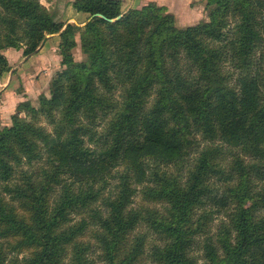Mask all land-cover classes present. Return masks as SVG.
<instances>
[{"label": "trees", "instance_id": "16d2710c", "mask_svg": "<svg viewBox=\"0 0 264 264\" xmlns=\"http://www.w3.org/2000/svg\"><path fill=\"white\" fill-rule=\"evenodd\" d=\"M73 7L84 26L0 0V78L5 50L48 33L64 66L0 126V264H264V0H206L209 20L184 27L156 2ZM209 202L228 217L215 238Z\"/></svg>", "mask_w": 264, "mask_h": 264}, {"label": "rangeland", "instance_id": "374dc122", "mask_svg": "<svg viewBox=\"0 0 264 264\" xmlns=\"http://www.w3.org/2000/svg\"><path fill=\"white\" fill-rule=\"evenodd\" d=\"M41 1L47 7L49 6V9H50L51 13L54 14V17H57V15H60L62 18H65V16L68 15L69 9L71 10V6H70L71 1L70 0H41ZM125 1L131 2L132 0H125ZM123 2H124V0H123ZM123 2H122V9L124 7ZM149 2L158 3L157 1H147L145 4H147ZM126 4H128V3H126ZM145 4H142L141 6H137V7H132L131 6V7L127 8L125 10V12L129 11L132 8H140V7H142ZM158 4L165 6L167 8L168 12L173 13L178 18H179V13H177L175 10L180 11V13L182 15H184V13H186V11L189 10L190 6L192 8H194V9L195 8H200V12L204 15L203 19L198 20V21L190 22L189 24H182V23H180L181 22L180 19H177L178 20V24L177 25L179 27H184V26H187V25L196 24V23H199L201 21H205L206 22V21L209 20L208 10H207V7H206V0H186L184 2H182L180 0L179 1L178 0H176V1L159 0ZM66 18H67V16H66ZM88 20H89V15L86 14V22L85 23H80L79 21H77V22L70 21L68 23L76 24V25H79V26H84L87 23ZM61 22H63V21H61ZM57 33H60V32H57ZM52 34H55V33H48L47 36H50ZM59 42H60V40H59ZM77 42H78V45L75 47V49H73L74 58H75L76 61H81V60H83L85 58V55L83 54V52L81 50V43H80L79 35L77 36ZM14 50L17 51L18 49L14 48ZM18 51H23V50L20 49ZM38 51H39V49H38ZM38 51L36 53H38ZM50 52H51V50H49L47 52H43V53H41L38 56H35L36 53L32 54L33 56L32 55L24 56V57H31L32 56L31 66H33V67H39V68H42L43 70H45V67L48 66V68H49L50 66H52V67H50L51 68L50 69V73H47L46 70L44 71V74H46V76L43 78V86H46V88H48V90L46 89L48 91V93L47 94L42 93L41 95H46V96L50 95V86H51L52 79L57 75V73L60 70H62L64 68V66L62 64V58L63 57H62V55L60 53L59 46H58V50L57 51H55L52 54ZM4 54L6 55V53H4ZM6 56L8 57V55H6ZM55 56L57 58H55ZM9 57H13V56L9 55ZM55 62H56V66H58V65L60 66L58 71H56V72H55V65H54ZM11 66H12V64H11ZM16 82L18 83V81H16ZM16 82H15V85H14L15 86V90L19 89L18 86H19V84H21L20 82L18 84ZM41 95L33 97L31 99H26V100H29L34 106L38 107L40 105L39 101H40ZM14 96H15V94H14ZM8 98L9 97H7V96L0 97V126L1 127L11 126L12 125V116H13L14 113H16V109L14 108V105L12 107L10 105L13 102L12 99L9 98V100H8ZM18 104H17V106H18ZM21 114H22L21 117H23L25 119H29V117L26 116V114H24V113H21ZM47 126L50 127L49 125H47ZM228 160H231V158L229 156H228ZM171 169H172V171L182 175L183 177H185L186 174H187L186 165H185V167H182V169L181 168L178 169L175 166H172ZM259 183L261 185L263 184L260 181H259ZM217 186L219 187V191L221 192L224 189L225 184L223 182H221V181H217ZM139 189H141V187ZM133 206L134 207H141V206L157 207V208H159L161 210H164V207H165V205H163V204H160V203H158V204L156 203L155 204L152 201L146 200L142 196L141 192H138L136 194V196L134 197ZM217 208L218 207L215 204H212L211 202H209L208 205H207V209H213V211H214L213 212L212 221H211V223L208 226V231H209L208 234L214 236V238L216 237V234L220 230L219 228L222 225V223L223 222H227V220H228V217L226 216V213H225L226 211H224L223 209L222 210L220 209L221 211H217ZM75 219L76 220L80 219V217L77 216ZM148 230L149 229L147 227H145V226H141L139 228V231L148 233V237H149V241H150L149 243L156 242V236L151 234V232H149ZM83 239L92 240L91 232L87 233L86 236ZM199 241H200L199 246L194 250V254L197 256L199 263H202L203 260H204V249L202 248V246L204 244V238H201ZM27 254H28L27 252H23L19 256H20V258H22L23 256H25ZM97 264H103V263L102 262H98ZM140 264H155V263H153L148 257L145 256L143 259H141Z\"/></svg>", "mask_w": 264, "mask_h": 264}, {"label": "crops", "instance_id": "0c3cea01", "mask_svg": "<svg viewBox=\"0 0 264 264\" xmlns=\"http://www.w3.org/2000/svg\"><path fill=\"white\" fill-rule=\"evenodd\" d=\"M70 1H71L70 3L71 10L69 9L68 15H66L67 18L66 16L65 18H62L60 15L54 17V14L52 13V16L55 19V21L57 22L63 21L65 23H68L70 21H74V22L79 21L80 23H85L86 13L76 11L73 8V4H72L73 0ZM147 1H157L159 3V0H132L131 2L129 1L127 2L125 0L123 2L122 0L124 4L123 11L125 12V10L131 6L132 7L141 6L142 4H145ZM172 1H176V0H172ZM180 1L184 2L186 0H180ZM125 2L128 4H126ZM175 11L179 13V18L177 16L176 17L177 19H180L181 22L180 21L179 22L182 24H189L190 22L201 20L203 19L204 16L200 12V8L194 9L191 6L189 10H187L186 13H184V15H182L180 11L177 10ZM59 40H60V33H55L50 36H47V38H45L44 42L39 47V51L38 53H36L37 55L35 54V56H38L41 53L47 52L49 50H51L50 52L51 54L54 53L55 51L58 50ZM4 53L8 55V59L10 64H12V68L9 72L4 74L0 78V97L7 96L11 98L13 102L10 105L11 107L14 105V108L16 109V106L19 102L26 99H31L36 96H40L42 93L45 94L48 93L47 91L48 88H46V86H43V78L46 76V74H44V71L46 70L47 73H50V69H51L50 67L52 66L49 65L50 66L49 68L48 66L45 67V70L39 67H33L31 66V60L33 55L31 57H24L23 51H18V50L15 51L12 48L5 50ZM9 55L10 56L12 55L13 57H9ZM55 58L57 57L55 56ZM54 65L56 72L58 71L60 66L59 65L56 66V62L54 63ZM16 81H18V83L19 82L21 83L19 84L18 86L19 89L17 90H15V86H14Z\"/></svg>", "mask_w": 264, "mask_h": 264}, {"label": "water", "instance_id": "95a60500", "mask_svg": "<svg viewBox=\"0 0 264 264\" xmlns=\"http://www.w3.org/2000/svg\"><path fill=\"white\" fill-rule=\"evenodd\" d=\"M111 21H114V20L111 19Z\"/></svg>", "mask_w": 264, "mask_h": 264}]
</instances>
